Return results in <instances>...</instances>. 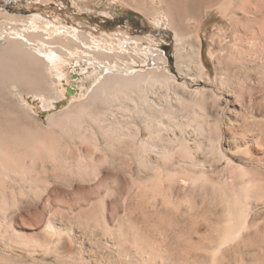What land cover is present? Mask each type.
Here are the masks:
<instances>
[{
    "label": "bare ground",
    "instance_id": "1",
    "mask_svg": "<svg viewBox=\"0 0 264 264\" xmlns=\"http://www.w3.org/2000/svg\"><path fill=\"white\" fill-rule=\"evenodd\" d=\"M220 1L152 0L148 7L128 0L173 29L175 66L187 82L162 68H137L154 55L167 69L173 59L145 46L140 33L91 41L65 25L24 32L10 21L25 16L0 9V264H234L245 257L262 228L264 173L224 148L223 125L230 96L247 101L255 142L264 146V52L243 36L249 24L239 11L256 21L254 0H237L235 42L212 78L197 14H229ZM71 67L91 71L71 81ZM71 82L68 105L54 112ZM26 94L52 109L47 119ZM208 162L220 177L208 173Z\"/></svg>",
    "mask_w": 264,
    "mask_h": 264
},
{
    "label": "rangeland",
    "instance_id": "2",
    "mask_svg": "<svg viewBox=\"0 0 264 264\" xmlns=\"http://www.w3.org/2000/svg\"><path fill=\"white\" fill-rule=\"evenodd\" d=\"M147 2L149 5L148 7H150L152 0H147ZM220 2L224 4V6L226 5L225 8L228 7L229 14L225 15L216 8L210 10L207 16L204 14V12H198L197 14L200 16V20L203 21V25L200 30L202 34V55L213 79H215V77L218 76V72L222 71L224 68V63L220 62L226 59L229 48L232 47L235 42L233 37L231 12L237 8L238 2L237 0H226L225 2ZM157 3L159 5L161 4V2ZM251 6L256 9V21H248L246 18H244V14L239 11V15L242 17L245 25L246 23L249 24V28H245L243 36L245 37L246 41H254L255 48L257 49L256 52H264L262 50L264 44V0H254ZM0 9L4 11L9 10L12 13H19L25 16L26 19L24 21H10V24H13L16 29L24 32L43 31L46 33L44 28L49 27L52 24H56L58 26L65 25L71 29H78L79 31L86 33L90 37L89 39L91 41L94 37L108 38L114 33L128 36V30L140 33L147 38L145 46H152L155 50L160 49L164 51L167 56H171L173 59L171 60L170 68L168 69L166 66L161 65L159 67L157 64H155V55L147 59V62L140 61L135 63L138 65L137 68L146 70L153 67L157 69L162 68L167 70L170 74H177L181 82L188 81L186 77H181L179 75L175 66L174 57L176 50L173 29L169 27L167 22L166 24L164 22L163 25H155L150 17L144 15L141 11L129 5L128 0H0ZM33 17H37L35 24L31 23ZM35 25H37V27H35ZM8 30L11 31L12 29H7V32H10ZM44 37L47 38L48 35H45ZM50 44L53 43H49V45ZM54 45H57V43ZM4 47L5 45L1 46L2 49L0 48V52L4 51ZM64 50L68 52V50L65 48ZM143 55L145 56L144 53ZM119 61L123 62V60ZM75 63L76 62L73 61L71 65H75ZM70 70V79L72 78L71 81H74L76 78V81L79 80L80 75L86 80L87 75L91 71V69H88L87 72H81L79 70L74 71L72 67ZM65 82L67 81L64 80L63 83ZM66 86L67 89L68 86L76 89L74 83L72 82L68 84L66 83ZM205 86L208 88L212 87L211 84H205ZM70 96L71 95H69L67 92V97L58 100V102L61 103L59 104L60 106L53 109L54 112L58 111L59 108L68 105L69 102L66 98H69ZM25 97L32 101V104L36 108V111L38 112L41 119H47V117L53 112L51 111L52 109L48 111L42 107V102L39 98L30 94H26ZM247 103V101H239L237 97L230 96V102L226 106V116L224 117L225 123L223 127L225 131V137L223 146L228 152L235 156V159L238 162L245 164L249 168L252 167L250 169L255 174L260 175V173H264V146L259 145V142H255L258 141L257 139L255 140V138H257V129L253 123V111H249ZM250 108L253 109V107ZM178 115V118H180L179 120H186L185 116H183L181 113ZM128 121L130 120L128 119ZM143 132L145 131L143 130ZM209 164V162L206 164L208 173H213L208 168ZM220 167H222V165H220ZM217 171L218 170H216V172ZM214 173L213 175L216 177L217 175L218 177L221 176L220 172H218L219 174L217 173V175ZM226 173H228L227 175L231 178L229 170L226 171ZM258 213V216H260V227H262L260 228L262 230L259 229V231H261L260 233H262V236L259 234V231L254 232V236L252 234V238L254 237V239L250 240L251 242H254L251 244L249 242V247L246 246L244 248V252L250 251V253H243V257L245 255L246 259L244 257L241 260L240 256L234 257V264H251L252 262L249 261L252 260H254V264L264 263V208L262 206L258 208ZM261 251H263V253Z\"/></svg>",
    "mask_w": 264,
    "mask_h": 264
},
{
    "label": "water",
    "instance_id": "3",
    "mask_svg": "<svg viewBox=\"0 0 264 264\" xmlns=\"http://www.w3.org/2000/svg\"><path fill=\"white\" fill-rule=\"evenodd\" d=\"M74 91V89L71 86H68V93L71 94Z\"/></svg>",
    "mask_w": 264,
    "mask_h": 264
}]
</instances>
